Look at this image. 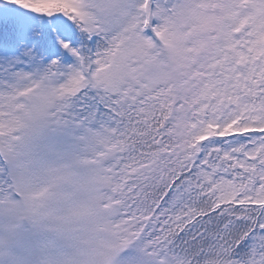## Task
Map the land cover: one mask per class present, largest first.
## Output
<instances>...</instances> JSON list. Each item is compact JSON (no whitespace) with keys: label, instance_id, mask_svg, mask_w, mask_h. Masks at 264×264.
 <instances>
[{"label":"snow or ice","instance_id":"6c2138e0","mask_svg":"<svg viewBox=\"0 0 264 264\" xmlns=\"http://www.w3.org/2000/svg\"><path fill=\"white\" fill-rule=\"evenodd\" d=\"M0 264H264V0H0Z\"/></svg>","mask_w":264,"mask_h":264}]
</instances>
